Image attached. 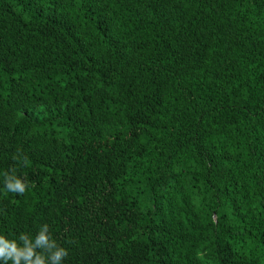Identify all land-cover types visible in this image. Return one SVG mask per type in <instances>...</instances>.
<instances>
[{
	"label": "trees",
	"instance_id": "1",
	"mask_svg": "<svg viewBox=\"0 0 264 264\" xmlns=\"http://www.w3.org/2000/svg\"><path fill=\"white\" fill-rule=\"evenodd\" d=\"M43 224L63 264H264V0H0V234Z\"/></svg>",
	"mask_w": 264,
	"mask_h": 264
},
{
	"label": "clouds",
	"instance_id": "2",
	"mask_svg": "<svg viewBox=\"0 0 264 264\" xmlns=\"http://www.w3.org/2000/svg\"><path fill=\"white\" fill-rule=\"evenodd\" d=\"M23 159L26 161L27 157ZM4 187L10 193L24 195L28 185L13 168L4 173ZM67 256L68 249L53 239L47 224H43L34 236L21 233L17 238L9 239L0 234V261L4 264L9 261L11 264H63Z\"/></svg>",
	"mask_w": 264,
	"mask_h": 264
}]
</instances>
